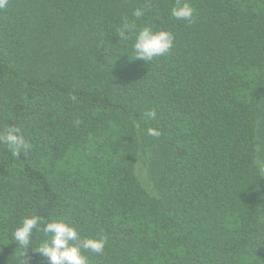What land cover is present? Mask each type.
Segmentation results:
<instances>
[{
  "label": "trees",
  "instance_id": "16d2710c",
  "mask_svg": "<svg viewBox=\"0 0 264 264\" xmlns=\"http://www.w3.org/2000/svg\"><path fill=\"white\" fill-rule=\"evenodd\" d=\"M175 3L0 8V135L29 145L0 140V264H45L42 232L13 240L28 215L103 238L88 264H264V0ZM126 24L173 46L135 59Z\"/></svg>",
  "mask_w": 264,
  "mask_h": 264
},
{
  "label": "clouds",
  "instance_id": "9594fccd",
  "mask_svg": "<svg viewBox=\"0 0 264 264\" xmlns=\"http://www.w3.org/2000/svg\"><path fill=\"white\" fill-rule=\"evenodd\" d=\"M7 0H0V8L6 5ZM194 8L189 0H176L171 9V16L176 20L190 21L194 16ZM144 15V9L138 8L133 16L140 18ZM129 33L134 34V42L131 51L135 59L149 63L169 52L174 43V35L167 29L157 28L154 24L137 28L136 24H126L120 31L121 40L127 41ZM160 133L154 128L148 129L149 136H158ZM7 145L15 150L27 151L29 145L25 143L19 134V129L11 127L6 134L0 135ZM42 227H39L40 225ZM38 230L44 234L40 246L36 248L43 257L45 264H88L85 251L101 253L105 247L103 238L85 237L81 239L78 228L69 223L65 218L58 217L51 220L37 215L25 216L23 221L15 227L13 240L18 246L26 247L31 244L33 231Z\"/></svg>",
  "mask_w": 264,
  "mask_h": 264
}]
</instances>
